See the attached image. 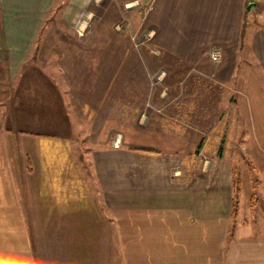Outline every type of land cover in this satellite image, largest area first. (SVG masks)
I'll return each mask as SVG.
<instances>
[{
	"label": "crops",
	"instance_id": "crops-1",
	"mask_svg": "<svg viewBox=\"0 0 264 264\" xmlns=\"http://www.w3.org/2000/svg\"><path fill=\"white\" fill-rule=\"evenodd\" d=\"M54 1L0 0V264H264V213L257 199L264 189L252 195L248 209L239 204L234 218L232 172H221L238 132L247 134L239 149H249L250 133H259L254 148L264 150V0H134L153 37L150 52L173 58L168 70L179 67L188 75L190 91L181 103L175 107L179 100L168 91L166 114L158 113L173 118L167 126L144 123V114L155 115L142 107L144 84L154 105L164 98L150 89V78L136 77L127 89L128 79L113 86L110 75L102 82L78 71L61 76L89 65L101 47L74 43L75 32H66L72 39L64 43L67 34L55 32L60 41L50 46L54 57L42 54L52 32L40 31ZM103 18H120L114 2ZM214 45L223 50L218 64L208 56ZM139 49L105 47L118 63L134 53L130 58L142 66ZM153 55L150 62L158 57ZM109 99L119 104L103 111L101 126L102 134H111L106 152L113 155L90 158V131L80 154L75 140L81 127L73 118L82 117L78 109L84 107L90 125L91 113L99 115L95 102ZM127 130L158 134L168 152L128 150ZM184 133L207 134L199 151L215 138L218 156L187 152L201 162L197 174L179 167L186 156L179 151ZM128 155L136 157L130 188ZM143 160L164 167L149 178L141 171ZM90 161L105 173L98 175L97 207L90 206ZM208 164L216 170L209 173ZM258 180L264 186V176Z\"/></svg>",
	"mask_w": 264,
	"mask_h": 264
},
{
	"label": "rangeland",
	"instance_id": "rangeland-1",
	"mask_svg": "<svg viewBox=\"0 0 264 264\" xmlns=\"http://www.w3.org/2000/svg\"><path fill=\"white\" fill-rule=\"evenodd\" d=\"M70 0H55V4L52 5L48 13L46 14V18L43 22V28L40 32H52L49 37H47V48L42 54H46V57L50 55L48 58H53L54 48H51L50 46H53L55 43V40H59L57 37V34L55 32H75L73 37V42L78 44H88L93 46H99L101 47L100 52L99 49L95 48L97 52L94 53L93 58L94 61H91L89 65L87 63H83L81 68H74V70L69 71H63L61 76L63 77H76V73L78 71V74L80 76H83L84 78H89L90 82H102L105 80L109 75L111 76V82L113 86H117L121 79H128V86L127 89H131L134 87L133 83L136 77L143 76L144 82L149 80L152 82L151 86L149 85L150 89L153 88L154 93H164V98L162 99H155V105L150 100H147L145 97H147L146 92L148 93V86L144 84V93H143V104L142 107L145 109L144 111L149 113L155 112V115L144 114V123L154 125H163L167 126L169 123L173 122V118L165 117L164 115H158V113L161 111L162 113H165V108L167 104V92L169 91L171 94H176L177 100L174 101L175 107L177 106V103H181V99H184L183 93H188L190 91V88L188 85H186V81L188 80V75L184 77V70L176 67L175 69L168 70V61L174 60L171 57L164 56L163 53H151L150 49L155 48V44L153 41V37L151 33L148 31L146 26L143 25L142 18L140 17L141 13L138 11L141 5H138V3L134 2V0H128L131 1L125 2L126 0H73L72 6L67 9H65L66 4L69 3ZM114 2V6L118 10V17L120 15V18H116L115 20L112 19L108 21L107 19L103 18V12L107 7V4ZM133 2V3H132ZM113 5V4H112ZM110 5V6H112ZM109 6V7H110ZM108 7V8H109ZM113 8V7H112ZM111 8V9H112ZM110 9V10H111ZM72 16V17H71ZM70 18L72 20H70ZM67 34V33H66ZM70 36L67 34V40H65L63 37V42H70L69 38ZM70 39V40H69ZM60 41V40H59ZM126 44L128 46H131L132 48L137 47L140 48L139 50H142V57H143V65L140 66L139 62H135L131 56L133 54H128V59L125 60V62L118 63V60H113L115 57H117L116 53H111L105 50L106 46L109 45H123ZM111 50V49H110ZM51 51V52H50ZM90 51L92 49L90 48ZM91 53V52H90ZM65 55V53H63ZM93 54V53H91ZM158 55L155 59H152L153 62H150L149 56L150 55ZM81 56V54L79 55ZM105 56V61L103 60ZM164 56V57H163ZM102 57L101 59H98L95 61V58ZM223 59V58H222ZM48 60V61H49ZM86 65L88 67H86ZM175 70H178L177 72ZM53 71V70H52ZM71 71V72H70ZM111 73V74H110ZM49 75V74H48ZM169 82V83H168ZM171 82V83H170ZM169 84V85H168ZM112 86V88H113ZM169 87V90H168ZM181 98V99H180ZM115 102V101H114ZM111 99L107 102L103 101H96L95 102V109H99L98 114L99 115H90V125L87 122H84L83 119H87L84 117V107L83 110L78 109V112L82 117L80 118H73L75 123H78L80 125V133L78 136H76V133H74V136H76L75 144L78 145V150L81 152L80 154H83L88 147V140L85 139V136L90 131V158L94 156H108L113 155V153L108 154L106 149H108V140L111 134L104 133L102 134V114L103 111L109 107H112L114 104ZM172 102V101H171ZM79 104V102H76ZM122 103V102H121ZM128 104L127 110H132L130 105L134 104L131 101L126 102ZM138 101H137V107H138ZM173 103V102H172ZM172 103L169 105L171 106ZM178 103V104H179ZM84 104V103H83ZM81 102V105H83ZM119 102H115V106H117ZM78 106V105H77ZM92 104H90V108H92ZM150 110V111H146ZM97 114V113H96ZM161 114V113H159ZM166 114V113H165ZM153 121V122H152ZM89 127V128H88ZM195 133V132H193ZM189 133L183 134V139H181V149L179 150L181 154L186 155L184 162L182 163L181 167L182 169L186 171H190L192 174H197L202 167L201 162L199 159L189 158L187 155V152H191L194 154V152H203V154L207 157L210 156H218V150L214 148L216 146V143H214L215 138L208 137L209 144L206 146L207 148L205 151H199L198 150V144L203 136L205 138L207 137L206 133ZM89 135V134H88ZM160 135H164L160 133ZM210 135V134H209ZM123 143H126V147L128 150L133 151H140L144 153H157V152H168V150L165 148L166 145L164 144V140H159L158 134H152L148 132H141V131H134V130H127L125 134H123ZM236 146L232 152H234L232 159H227L226 163L223 164V169L221 172H232V180H234L236 177L240 176L242 183H241V194H240V209H248L250 205V198L252 195L259 191L263 190L264 186L263 181L258 182L259 178L264 176V150L260 151L259 149L254 148V139H257L258 137L261 138L263 134L259 133H250L249 137H252V141H250V148L245 151H242L239 149V140L241 138L246 139L247 134L238 132L236 134ZM258 138V139H259ZM166 140V139H165ZM171 141V140H170ZM169 141V142H170ZM205 141V139H204ZM120 140H116L115 144H119ZM238 147V148H237ZM198 150V151H197ZM98 151V152H95ZM230 149L224 148V152L226 154H229ZM77 152V151H76ZM173 153V151H171ZM223 152V154H224ZM228 158V155H226ZM128 163L125 168H127V185L128 188H130V184L133 183L135 176V164L134 160L136 157L134 155H128ZM130 158V160H129ZM92 161V160H91ZM90 161V194L93 192V196L90 197V206L96 205V203H99L102 205L101 202V193L97 194V191L99 190L100 186V180H99V174H105L102 173L99 166L93 165V162ZM146 160H143V168L142 173H146L147 177L150 178V173L153 171H159L162 170L164 166H159V163H149ZM178 167L177 163L175 164ZM96 167V168H95ZM213 168L211 164H208V167L206 168L209 173V168ZM173 168V166H172ZM171 168V169H172ZM116 169V168H115ZM113 169V166H109V171L111 174V177L114 178L116 176L117 170ZM174 172L178 171V168H173ZM216 170V169H214ZM134 171V172H133ZM140 171V170H137ZM173 171V170H172ZM212 171V170H211ZM130 174V175H129ZM195 177V176H194ZM193 178V177H192ZM132 179V180H131ZM257 179V180H256ZM131 182V183H130ZM198 183V182H197ZM259 185V186H258ZM233 189V185H232ZM97 195V196H96ZM132 197L130 198V200ZM257 199L259 200L258 208L261 212L264 213V197L257 195ZM129 200V199H128ZM129 200V202H131ZM96 247V246H94ZM101 247V246H99ZM110 247V251H113V247ZM99 256H102L103 254L106 255V253L101 252L99 253ZM95 257V255H94Z\"/></svg>",
	"mask_w": 264,
	"mask_h": 264
},
{
	"label": "trees",
	"instance_id": "trees-1",
	"mask_svg": "<svg viewBox=\"0 0 264 264\" xmlns=\"http://www.w3.org/2000/svg\"><path fill=\"white\" fill-rule=\"evenodd\" d=\"M241 183H242V180H241L240 176L236 177L233 181L232 217H234V218H236L239 214Z\"/></svg>",
	"mask_w": 264,
	"mask_h": 264
},
{
	"label": "built area",
	"instance_id": "built-area-1",
	"mask_svg": "<svg viewBox=\"0 0 264 264\" xmlns=\"http://www.w3.org/2000/svg\"><path fill=\"white\" fill-rule=\"evenodd\" d=\"M208 56L213 63L218 64L222 61L223 50L220 46L214 45L208 50Z\"/></svg>",
	"mask_w": 264,
	"mask_h": 264
}]
</instances>
